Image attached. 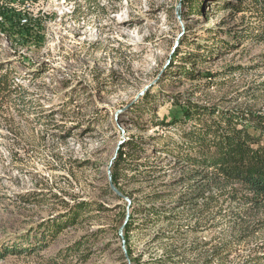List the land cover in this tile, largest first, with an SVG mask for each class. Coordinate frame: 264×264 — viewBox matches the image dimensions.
<instances>
[{
	"label": "rangeland",
	"instance_id": "374dc122",
	"mask_svg": "<svg viewBox=\"0 0 264 264\" xmlns=\"http://www.w3.org/2000/svg\"><path fill=\"white\" fill-rule=\"evenodd\" d=\"M235 3L0 0L1 73L12 82L0 94V252L26 248L0 264H205L229 238L236 205L224 201L221 214L200 217L190 208L180 164L157 151L176 147L179 127L155 120L181 116L174 98L264 110V40L220 47L227 36L219 27L241 34L244 22H257L232 14L228 4ZM183 69L205 75L194 80ZM131 139L138 147L128 146ZM124 144L133 155L116 184L111 167ZM155 192L162 198H152ZM76 204L88 208L44 237L51 220ZM197 218L209 223L191 229ZM229 251L223 263L208 264L264 255L252 242Z\"/></svg>",
	"mask_w": 264,
	"mask_h": 264
},
{
	"label": "trees",
	"instance_id": "16d2710c",
	"mask_svg": "<svg viewBox=\"0 0 264 264\" xmlns=\"http://www.w3.org/2000/svg\"><path fill=\"white\" fill-rule=\"evenodd\" d=\"M189 1L191 7H195L194 3L200 2V0ZM228 5L232 14L246 12L257 22H244L241 34L232 27H219L218 30L227 36V39L219 40L220 47L225 46L230 50L228 43L235 39L241 41L252 38L263 41L264 0H237V3ZM200 10L199 7L197 11ZM2 29L5 30L4 26ZM197 59H199L197 56H189L186 60L198 61ZM239 69V66H233L229 71L234 72ZM1 72L2 66H0V94L8 92L12 86L10 73ZM182 73L194 80L205 75L194 69H183ZM171 106L180 109L181 116L169 118L156 116L155 123L163 127H179L180 140L176 142L175 148H170L168 146L170 144H166L167 146L157 151L172 155L175 163L180 164L182 174L179 180L188 185L185 199L190 204V208L200 217L212 210L215 211L214 216L221 214L224 201L236 205L229 209L233 216L229 226V238L222 239L214 245L212 251L205 256L204 263L208 264L214 258L220 259V263H223V260L229 257L233 243L252 242L257 248L264 247V110H254L250 107L224 108L213 104H201L189 98L183 100L174 98ZM131 141L128 146L138 147L133 139ZM124 146L125 144L119 149L111 167L112 180L116 184L122 171L121 163L125 161L126 155H133L126 152ZM128 167L132 168L127 169H137L133 166ZM156 169L157 167L154 171ZM152 198H162L161 192H155ZM198 199H202V202L198 203ZM83 205L76 204L71 207L64 219L51 220V224L44 231V237L54 236L62 225L74 222L83 213L82 210L88 208ZM148 212L153 218L162 217L154 206H151ZM66 219L67 221L61 224V221ZM207 223H209L207 219L197 218L191 229L205 226ZM132 226L131 221L127 222L124 233L128 234ZM24 251L26 248L21 246L12 250L4 248L0 252V257L6 256L9 252ZM235 256L239 259L232 264H264V255L257 252L246 255L237 253Z\"/></svg>",
	"mask_w": 264,
	"mask_h": 264
}]
</instances>
